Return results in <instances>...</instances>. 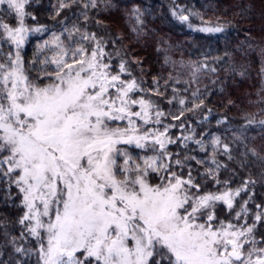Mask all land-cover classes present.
Returning <instances> with one entry per match:
<instances>
[{
	"label": "snow or ice",
	"instance_id": "6c2138e0",
	"mask_svg": "<svg viewBox=\"0 0 264 264\" xmlns=\"http://www.w3.org/2000/svg\"><path fill=\"white\" fill-rule=\"evenodd\" d=\"M29 4L0 0V203L18 212L19 236L2 234L15 264H264L254 191L264 172L235 179L257 155L246 142L252 119L227 129V142L203 127L212 110L199 90L189 98L171 76L149 83L124 37L98 18L111 0H56L51 25ZM183 11L171 15L193 28ZM130 12L139 35L145 13ZM187 113H204L196 128Z\"/></svg>",
	"mask_w": 264,
	"mask_h": 264
},
{
	"label": "trees",
	"instance_id": "16d2710c",
	"mask_svg": "<svg viewBox=\"0 0 264 264\" xmlns=\"http://www.w3.org/2000/svg\"><path fill=\"white\" fill-rule=\"evenodd\" d=\"M111 10L100 11L99 19L112 34L123 36L122 45L130 49L129 59L135 57L142 62L146 79L162 77L161 85L171 76L180 81L181 89H187V96L199 90L206 101L207 109L212 110L210 125L216 134L231 142L230 128H240L246 124L244 117L252 119L246 132L247 148L255 150L256 157L249 158L250 167L239 170L235 178L260 179L264 172V0H111ZM56 0H30L27 11L34 13L41 23L52 24L49 10ZM138 6L145 13L143 29L138 35L132 31L139 28L130 9ZM173 7L183 9L190 15L194 26L181 23L171 15ZM243 12V15H241ZM82 19V18H81ZM28 24L34 22L29 19ZM226 26L224 33L206 34L197 30L202 24ZM95 31L96 29H90ZM104 35L105 32H101ZM36 40L32 39L23 50L24 58H34ZM228 57L224 58L225 50ZM217 58L224 62H218ZM207 67H203V65ZM198 69V70H197ZM215 69V71H212ZM142 75L139 68H134ZM171 87L169 88V93ZM165 105V110H167ZM195 121L204 113H187ZM227 117L228 125H218L216 119ZM202 129L197 128V131ZM176 135L179 131L176 130ZM243 150V145L241 146ZM227 173L222 174V178ZM236 184H233L235 187ZM256 202L264 200V188L258 183L255 187ZM247 198V197H244ZM254 208V205H251ZM18 212L15 207H5L0 203V262L15 264L18 258L10 245L5 246V227L12 235L19 236V225L15 224ZM11 240V235L8 237ZM35 258L33 257V264Z\"/></svg>",
	"mask_w": 264,
	"mask_h": 264
},
{
	"label": "rangeland",
	"instance_id": "374dc122",
	"mask_svg": "<svg viewBox=\"0 0 264 264\" xmlns=\"http://www.w3.org/2000/svg\"><path fill=\"white\" fill-rule=\"evenodd\" d=\"M0 15H3L2 13H0ZM12 23H15V21H11ZM0 52H2L4 55H7V52H8V48H7V45H5L2 49H0ZM194 128H196V126H192ZM178 130V129H177ZM179 131V130H178ZM223 212H226L227 210L226 209H223L222 210Z\"/></svg>",
	"mask_w": 264,
	"mask_h": 264
}]
</instances>
